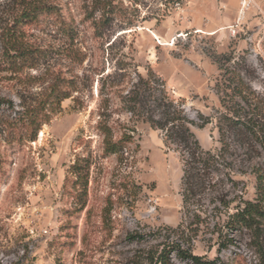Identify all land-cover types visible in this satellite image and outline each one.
I'll return each mask as SVG.
<instances>
[{
	"label": "rangeland",
	"instance_id": "obj_1",
	"mask_svg": "<svg viewBox=\"0 0 264 264\" xmlns=\"http://www.w3.org/2000/svg\"><path fill=\"white\" fill-rule=\"evenodd\" d=\"M254 1L231 34L239 0H0V264H159L169 244L200 264H264V220L257 235L227 223L256 196L254 168L264 181ZM33 3L54 9L20 18ZM222 77L242 79L263 146L220 120ZM171 103L193 122L192 157L142 118L167 122ZM168 263L197 264L177 250Z\"/></svg>",
	"mask_w": 264,
	"mask_h": 264
},
{
	"label": "trees",
	"instance_id": "obj_2",
	"mask_svg": "<svg viewBox=\"0 0 264 264\" xmlns=\"http://www.w3.org/2000/svg\"><path fill=\"white\" fill-rule=\"evenodd\" d=\"M108 9L105 11H110V3ZM54 7L52 5H48L46 3H33L31 5H27L23 11L20 13V18L22 19H34L36 14L44 11V10H53ZM19 18V17H18ZM107 20V19H105ZM10 50H16L14 46L10 47ZM20 55H25L27 52L25 50H21L18 52ZM223 78V88H219L218 92H222L223 95L219 97V101L222 107L225 108L226 113L221 112L220 120H225L230 126H240L244 131L251 134L256 141H259V144L263 146L262 139L258 136V127L255 125V121L252 117H249L247 120L242 118L240 109L237 107L239 105V101L236 99L240 98L241 101L250 105V99L244 93V83L240 77H222ZM63 98L66 95L62 96ZM138 102V96L129 97L127 100V109L135 113L136 112V104ZM1 104V101H0ZM164 106V103L162 104ZM172 111L169 113L165 109L162 113L167 117L166 121L171 123L170 126H166L167 122L162 123L157 118H153L151 115L142 116L144 120H146L151 127L154 128H164L166 130V141L174 142L178 141L183 144L188 154H191V157L196 154V151L200 149V146L195 139L190 126L188 124H193V122L184 115L181 114V110L174 107L171 103ZM35 118V117H34ZM34 118L30 119V122H34ZM239 127V128H240ZM220 135L222 133V127L218 126ZM103 144L104 150L108 153L117 152L122 145L120 141L112 140L109 132H104ZM221 140V138H220ZM210 155V154H209ZM212 156V155H211ZM252 172L255 175L256 186H255V198L254 199H241L240 203L236 205L232 214L229 215V221L227 222L230 227L235 228H243L250 231H253L255 235L259 232L260 223L264 220V181L263 176L260 173V169L254 168ZM134 236V235H133ZM170 245L167 249H162L157 254L156 262L159 264H169L168 263V251L177 250L179 256L188 257L192 259L197 264L202 263V259L198 255H193L187 250H183L179 247L178 244Z\"/></svg>",
	"mask_w": 264,
	"mask_h": 264
},
{
	"label": "built area",
	"instance_id": "obj_3",
	"mask_svg": "<svg viewBox=\"0 0 264 264\" xmlns=\"http://www.w3.org/2000/svg\"><path fill=\"white\" fill-rule=\"evenodd\" d=\"M255 6L256 3L254 0H239V8L237 11L236 21L233 25L229 27V31L231 34H236L238 32V30L240 29L239 27L241 26L245 16H247V13ZM258 10H260L259 7Z\"/></svg>",
	"mask_w": 264,
	"mask_h": 264
}]
</instances>
